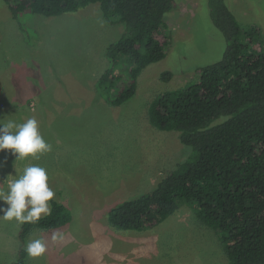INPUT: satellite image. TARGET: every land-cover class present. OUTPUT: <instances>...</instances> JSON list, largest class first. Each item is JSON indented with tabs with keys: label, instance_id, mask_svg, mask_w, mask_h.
Listing matches in <instances>:
<instances>
[{
	"label": "rangeland",
	"instance_id": "obj_1",
	"mask_svg": "<svg viewBox=\"0 0 264 264\" xmlns=\"http://www.w3.org/2000/svg\"><path fill=\"white\" fill-rule=\"evenodd\" d=\"M174 1L165 16L172 39L166 57L142 72L131 100L112 106L97 81L109 68L107 47L125 25L107 24L96 4L59 17H14L0 0V119L35 118L52 145L35 159L16 161L7 150L0 153V178L32 165L46 169L54 201L71 214L59 229L31 232L25 248L40 238L47 252L40 258L27 254V264H227L217 234L193 206L181 204L142 231L117 230L108 221L112 208L152 191L188 159L192 149L178 132L151 124L150 106L166 91L195 83L196 69L219 62L227 47L209 0ZM225 1L239 22L259 26L264 47V0ZM166 72L169 81L162 80ZM3 207L8 205L0 201ZM22 225L0 218V264L17 259Z\"/></svg>",
	"mask_w": 264,
	"mask_h": 264
},
{
	"label": "trees",
	"instance_id": "obj_2",
	"mask_svg": "<svg viewBox=\"0 0 264 264\" xmlns=\"http://www.w3.org/2000/svg\"><path fill=\"white\" fill-rule=\"evenodd\" d=\"M4 1L14 17L25 12L59 17L96 4L107 24L125 25V33L107 47L109 68L97 81L98 91L112 106L135 96L142 72L166 57L172 41L165 16L175 9L174 0ZM209 5L213 24L227 43L223 58L196 69L195 83L166 91L149 109L156 129L178 132L180 142L192 151L152 191L112 208L108 221L117 230L142 231L187 204L217 234L227 264H264L262 31L239 22L225 0H209ZM170 77V72L162 74L164 81ZM50 205V215L23 223L21 247L11 264H27L24 244L32 231L70 223L71 214L62 204Z\"/></svg>",
	"mask_w": 264,
	"mask_h": 264
},
{
	"label": "clouds",
	"instance_id": "obj_3",
	"mask_svg": "<svg viewBox=\"0 0 264 264\" xmlns=\"http://www.w3.org/2000/svg\"><path fill=\"white\" fill-rule=\"evenodd\" d=\"M5 150L16 161L27 160L51 152L52 145L43 138L35 118L17 123L5 117L0 119V153ZM55 196L49 186L47 170L37 165L27 166L22 174L0 178V201L8 205L0 208V218L21 224L39 222L43 216L51 214L50 202ZM56 239L53 235V240ZM25 251L30 258L44 257L47 245L43 239H30Z\"/></svg>",
	"mask_w": 264,
	"mask_h": 264
}]
</instances>
